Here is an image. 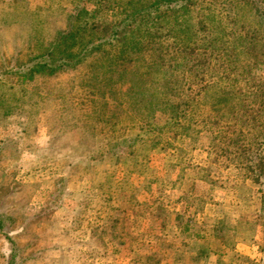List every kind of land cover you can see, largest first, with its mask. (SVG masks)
I'll use <instances>...</instances> for the list:
<instances>
[{
  "label": "rangeland",
  "instance_id": "374dc122",
  "mask_svg": "<svg viewBox=\"0 0 264 264\" xmlns=\"http://www.w3.org/2000/svg\"><path fill=\"white\" fill-rule=\"evenodd\" d=\"M208 1L172 2L173 34L121 55L129 0H0V264H264V164L240 166L210 92L246 77L264 102V20ZM55 44L67 66L30 76Z\"/></svg>",
  "mask_w": 264,
  "mask_h": 264
},
{
  "label": "trees",
  "instance_id": "16d2710c",
  "mask_svg": "<svg viewBox=\"0 0 264 264\" xmlns=\"http://www.w3.org/2000/svg\"><path fill=\"white\" fill-rule=\"evenodd\" d=\"M174 1L177 0H145V1L129 0V3L133 6V8L131 9V11H124L123 12L124 16L121 17L120 20L121 28L119 29V32L120 31L123 32L122 37L124 39L123 40L118 39L116 43L118 49L117 53L123 55L126 53L127 47L131 49L135 48L136 41H134L133 39H140V38L162 39L165 35H172L173 29L169 28L167 30H164L165 25L163 24L166 18L169 15H171V13L174 11L173 3H172ZM215 1H219L223 5H228V7L233 9L234 11H236L238 7H242L245 4L249 10H253V12H257L259 17L264 20V5L261 8L255 7V5L253 4V0H215ZM183 3H185V1ZM208 4H209L208 8L210 11L212 3L208 1ZM82 10L85 9L82 8ZM97 11L98 10L95 7V9L91 11L85 10V14L89 13L90 15L89 17L93 18L96 16ZM250 14H254V13L250 12ZM237 20L228 18L227 23L235 24ZM88 22H89L88 19H84L83 21L84 29L87 27ZM196 24H197L196 27H194L195 31L199 30L200 27L202 28L206 27V23L202 16L198 17ZM237 25H238V29L245 28L247 30V33L244 34L245 37H242V39L248 38L249 42L252 45H254L255 44V42L253 41L254 30L252 29L251 23H248L247 25H243L241 21H238ZM105 26L107 30L113 27L112 25H105ZM117 26L119 25L117 24ZM104 27L101 26V30H103ZM208 29L209 26L207 24V30ZM94 33H96V31L92 32V34ZM70 34L71 33L68 32V35ZM105 35L107 37L111 36L109 32L105 33ZM96 36L97 38L100 37V35H96ZM234 36L241 39L237 35ZM209 39L210 40L208 41L209 44L207 46V51H209L210 54L213 53L214 48L216 49L222 48V45L218 44V42H215V40H213L216 38L210 37ZM82 41H83L82 43L83 50H86L87 48L86 42H88L89 39H82ZM67 45L70 44L67 43ZM156 48L159 52L163 51L160 45H157ZM250 49H253V47H251ZM53 50L57 53L58 56L61 57V59L55 62V59L53 57H49L47 59H43L44 61L43 60L34 61L33 65L29 68L28 71V74L30 76L33 74V72L37 70L47 69L49 72L53 73L55 72L54 71L55 69L61 66H67V63L69 61L68 59L66 60L65 58H68L71 55L70 51L67 50L66 48L62 49L60 45H56V44L55 47H53ZM258 52L262 53L264 56V40L262 43V49L261 51H257V53ZM204 57H205V53L200 57V59H203ZM250 68L251 66L247 68L246 67L242 68V75L246 74L248 80L253 79L251 72H247L249 71ZM225 78L227 79V81H230L231 80L230 73L225 74ZM240 79L241 81L243 80L242 86L234 91H231V89L229 88L230 85L228 84H224V85L220 84L213 87V89L210 91L212 92V96L216 98V102L224 101V104H226V108L222 112L214 111L212 112V114L217 115L218 112H220V115H218L217 118L221 119L219 121H225V123L227 124L226 126L222 127L225 128L222 130V133L229 135V137H226L224 135V137L227 138L226 140L227 143L233 142L232 147L237 150V154L238 156H240L239 159L240 166L245 168L246 166L247 167L253 166L257 163L259 164L262 163L263 166L264 145L259 148L257 144L260 143L259 141H255V140L259 134H264V132L259 129L261 123L258 121L259 119L262 118V122H264V102H259V103L253 102L252 99L253 94L257 90L254 87V82L252 80L247 82L245 87L246 77ZM262 80H263L262 86L259 89L260 92L264 91V78ZM260 85L261 82L259 81L258 86ZM169 100L170 99L168 97L167 101ZM230 121L237 122L239 125H230L229 123ZM221 125L223 124L221 123ZM234 142H237V144L235 145ZM258 155L261 158H258ZM249 170H252L251 167H249ZM253 179L256 180L257 176L256 177L254 176ZM1 219H0V228H2L3 226Z\"/></svg>",
  "mask_w": 264,
  "mask_h": 264
}]
</instances>
